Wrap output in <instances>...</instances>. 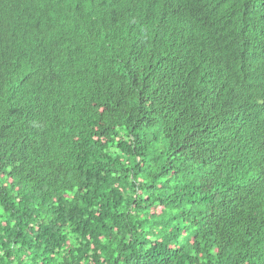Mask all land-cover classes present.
Returning a JSON list of instances; mask_svg holds the SVG:
<instances>
[{"label":"trees","instance_id":"obj_1","mask_svg":"<svg viewBox=\"0 0 264 264\" xmlns=\"http://www.w3.org/2000/svg\"><path fill=\"white\" fill-rule=\"evenodd\" d=\"M108 1L0 0V264H264V0Z\"/></svg>","mask_w":264,"mask_h":264},{"label":"clouds","instance_id":"obj_2","mask_svg":"<svg viewBox=\"0 0 264 264\" xmlns=\"http://www.w3.org/2000/svg\"><path fill=\"white\" fill-rule=\"evenodd\" d=\"M92 1H93V3H95V4L101 3V0H92ZM106 1H108V0H106ZM108 2H109V1H108ZM43 6H46V4L41 3V2L35 3V4H34V12H35L36 14H40V13L42 12V7H43Z\"/></svg>","mask_w":264,"mask_h":264}]
</instances>
